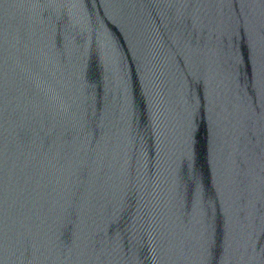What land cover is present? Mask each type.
Instances as JSON below:
<instances>
[{"label": "water", "instance_id": "obj_1", "mask_svg": "<svg viewBox=\"0 0 264 264\" xmlns=\"http://www.w3.org/2000/svg\"><path fill=\"white\" fill-rule=\"evenodd\" d=\"M0 34L27 118L5 134L30 131L39 168L3 264H208V247L264 264V168L241 171L231 146L242 123L264 132V5L0 0Z\"/></svg>", "mask_w": 264, "mask_h": 264}, {"label": "snow or ice", "instance_id": "obj_2", "mask_svg": "<svg viewBox=\"0 0 264 264\" xmlns=\"http://www.w3.org/2000/svg\"><path fill=\"white\" fill-rule=\"evenodd\" d=\"M43 2V0H35ZM51 2V0H48ZM264 5V0H258ZM2 38V34H0ZM6 59L3 52V45L0 44V264H3L2 257L6 254L10 244L26 240L25 221L29 218L31 205L36 194L35 183H38L39 168L35 156H26L21 149L29 143H35L31 132L25 128L17 133L15 143H10L6 136L7 125L16 120H26L23 114L12 108L10 92L5 84ZM195 106L190 110L191 123L195 124ZM40 131H43L42 129ZM232 148L236 154L235 163L241 171H251V164L254 155L259 156V162L264 168V132L261 133L260 143H255L256 137L249 124L242 123L232 134ZM47 140L41 145V150ZM15 162H13V154ZM196 167L195 146L189 157L182 163L181 171L188 169L189 162ZM11 173V175H10ZM195 186L189 182L188 195L194 198ZM16 218L15 224L11 223ZM264 233V228L261 229ZM264 252V248L261 249ZM208 264H212L211 248H207ZM25 259L32 254V249L23 248Z\"/></svg>", "mask_w": 264, "mask_h": 264}]
</instances>
